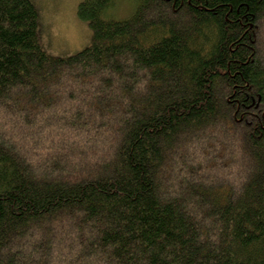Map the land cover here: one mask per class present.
<instances>
[{
	"label": "trees",
	"instance_id": "16d2710c",
	"mask_svg": "<svg viewBox=\"0 0 264 264\" xmlns=\"http://www.w3.org/2000/svg\"><path fill=\"white\" fill-rule=\"evenodd\" d=\"M114 4L0 0V264H264V0Z\"/></svg>",
	"mask_w": 264,
	"mask_h": 264
},
{
	"label": "rangeland",
	"instance_id": "374dc122",
	"mask_svg": "<svg viewBox=\"0 0 264 264\" xmlns=\"http://www.w3.org/2000/svg\"><path fill=\"white\" fill-rule=\"evenodd\" d=\"M39 14V36L45 50L56 56H68L90 44L92 31L77 15L84 0H32ZM134 0H115L112 13L125 19L134 9Z\"/></svg>",
	"mask_w": 264,
	"mask_h": 264
}]
</instances>
